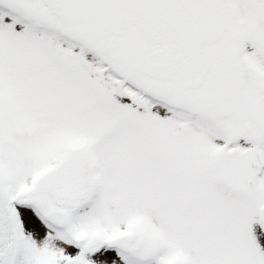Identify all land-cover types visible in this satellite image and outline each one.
Segmentation results:
<instances>
[{
	"label": "rangeland",
	"instance_id": "obj_1",
	"mask_svg": "<svg viewBox=\"0 0 264 264\" xmlns=\"http://www.w3.org/2000/svg\"><path fill=\"white\" fill-rule=\"evenodd\" d=\"M219 3L221 27L239 24L243 9L241 31L218 37L221 51L245 38L264 64V0ZM184 11L177 0H0V163L4 196L8 184L20 192L21 264L66 261L75 244L64 233L74 226L88 245L133 233L131 253L88 248L93 264H264V187L242 173L237 152L216 147L227 134L221 114L230 93L216 81L210 91L192 88L202 74L190 34L178 27ZM215 18L200 23L209 43ZM84 25L116 48L121 79L168 105L129 91L81 51L74 35ZM169 29L181 37L178 53V45H158ZM209 43L203 52L216 51ZM253 93L245 92L250 106ZM4 196L0 207L11 201ZM55 204L70 216L64 231L42 219Z\"/></svg>",
	"mask_w": 264,
	"mask_h": 264
},
{
	"label": "flooded vegetation",
	"instance_id": "obj_2",
	"mask_svg": "<svg viewBox=\"0 0 264 264\" xmlns=\"http://www.w3.org/2000/svg\"><path fill=\"white\" fill-rule=\"evenodd\" d=\"M177 1L179 2L180 8L185 9L184 13H181V19L178 23L179 30H185L190 34L192 48L194 49L193 65L195 71H197L199 75L202 74L200 77L196 76L195 73L193 74L192 88L196 82L198 85L195 84V87L193 88L194 91L197 92L205 84H207V91H210L212 90L213 82L216 81L218 89L222 90L221 93H230L227 94V105L225 106L226 109H224L221 114V122L227 123L228 129L230 128L233 132L230 133L227 129L224 141L222 143L218 142L216 147L222 145L223 149L228 154L237 152L235 156L237 160L242 162L240 166V168L243 169L242 173L248 175L250 178L252 175V183H254L255 186L264 187V64H262L259 58L252 53L250 50V43L245 38L238 41L237 46H235L234 42H232V45L227 44L222 51L218 45V40L222 33L232 34L234 31H241L242 26L240 27L239 25L241 18L240 12L243 9H240L239 6H237L236 12L238 13L239 18L237 20L239 24L237 25H239V27H236V24L233 26L232 21L230 20H228L230 21V24L221 27V20L219 17L223 11L221 9L223 8V4H220L219 2L225 0ZM232 11L230 5H228V12L232 13ZM208 15L212 18L216 16V20L214 21L217 24V26H215V32L216 34L218 33L213 36V38H216L210 43L206 42L207 36H205L206 33L204 34L203 27L200 24L203 19L208 17ZM80 29L81 35H78V40L82 44L81 51L86 53L87 51L92 50L87 49V46L91 45L95 49L91 53L92 55H95V61L99 63L104 71L108 70V76L113 77V71L115 70L114 65L117 63L116 48H113L110 44L108 45L104 42L101 44V40H98L100 38L94 36L92 32L86 28V25ZM173 29H169L168 36L162 35L157 37V39L159 38V44L157 43L159 46L170 47L171 45H178L181 43V37L177 36ZM204 42L206 44L209 43L211 48H217L216 51L203 52L201 47ZM178 49L179 45L177 46L175 53H178ZM106 58L109 59L110 62H108ZM214 72L218 74V76L214 77ZM171 81L176 84L180 82L174 78H171ZM248 90L254 92L250 95L254 96L255 99V103L252 106L245 102V92ZM195 105L192 103L191 107L196 108ZM215 116L216 114L213 113L210 115V118L213 119ZM217 122L218 121L214 123ZM0 167V204H2V198L6 192V186L4 175L5 170L2 168L1 163ZM225 175L227 178H230L229 174L226 172ZM23 186L25 188H30L25 184ZM12 193L9 197L4 196L5 201H7V199H10L11 201L5 202L4 206L0 207V264H21L18 259V250L24 246V239H26L27 235L25 234L26 228H24V223L19 215L20 205L16 204L15 200V196L19 195L20 192L17 191V189H15V191L13 189ZM5 205L6 210L9 213V223H7V225L6 219L4 218V215L6 214V211H4ZM55 207L59 208V205L57 204ZM260 215H262L263 218L262 212ZM42 216L44 221L54 229L64 231L65 227L69 225L67 224L60 227L55 226L45 219V214ZM260 225H262L264 234V223L260 222ZM69 231V228H67V233L65 232L64 234L72 239L75 247H73L74 249L70 254H68L69 252H67V254H64L63 252L64 256L68 259L60 264H65L74 259L79 261L74 264H93L86 257V250L88 248L96 249L98 247H103L105 250H109L103 243L105 242L104 239L103 241L95 242L92 245H88V243V246H85V244H77L78 236L71 234V232L69 233ZM131 250L129 252L120 253H131ZM109 251L119 252L117 249Z\"/></svg>",
	"mask_w": 264,
	"mask_h": 264
},
{
	"label": "water",
	"instance_id": "obj_3",
	"mask_svg": "<svg viewBox=\"0 0 264 264\" xmlns=\"http://www.w3.org/2000/svg\"><path fill=\"white\" fill-rule=\"evenodd\" d=\"M27 6V5H26ZM31 11H34L35 10L33 8H29ZM56 213H59L58 210L56 209H52L51 210V214L47 215V218L51 219L53 222H56V223H59V224H62L64 221V217H61L59 214L57 215ZM57 218H62L61 220H58ZM131 239L132 237L130 235H125L123 237H120L118 239H114L110 242L107 243V246L108 247H114V246H117L118 249L120 250H123V249H128L129 248V245H130V242H131ZM75 262H68L66 264H74Z\"/></svg>",
	"mask_w": 264,
	"mask_h": 264
}]
</instances>
